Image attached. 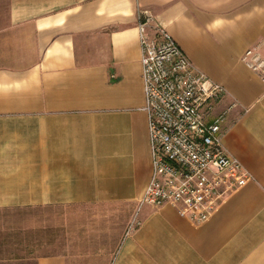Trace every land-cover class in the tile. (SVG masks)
Segmentation results:
<instances>
[{"label": "crops", "instance_id": "0c3cea01", "mask_svg": "<svg viewBox=\"0 0 264 264\" xmlns=\"http://www.w3.org/2000/svg\"><path fill=\"white\" fill-rule=\"evenodd\" d=\"M140 9L225 87L214 107L225 111L222 143L250 178L202 223L171 203L138 208L151 173ZM8 20L11 32L0 36V211L127 206L139 226L99 247L97 264H264V82L241 59L249 46L264 55V0H9Z\"/></svg>", "mask_w": 264, "mask_h": 264}, {"label": "built area", "instance_id": "2783aa9c", "mask_svg": "<svg viewBox=\"0 0 264 264\" xmlns=\"http://www.w3.org/2000/svg\"><path fill=\"white\" fill-rule=\"evenodd\" d=\"M136 16L151 158L138 208L171 203L180 216L202 223L229 190L250 178L222 143L225 111L214 107L225 87L194 65L151 11L140 9ZM241 59L264 82L258 47H247ZM138 222L135 215L130 228Z\"/></svg>", "mask_w": 264, "mask_h": 264}, {"label": "rangeland", "instance_id": "374dc122", "mask_svg": "<svg viewBox=\"0 0 264 264\" xmlns=\"http://www.w3.org/2000/svg\"><path fill=\"white\" fill-rule=\"evenodd\" d=\"M8 8L9 0H0V36L11 32ZM130 216L127 206L107 204L0 211V264H35L52 254L66 255L68 264H97L99 247L113 244L122 229L130 228Z\"/></svg>", "mask_w": 264, "mask_h": 264}]
</instances>
